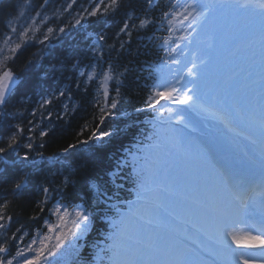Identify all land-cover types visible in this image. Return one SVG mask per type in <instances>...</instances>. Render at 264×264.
I'll return each mask as SVG.
<instances>
[{
	"label": "snow or ice",
	"instance_id": "obj_1",
	"mask_svg": "<svg viewBox=\"0 0 264 264\" xmlns=\"http://www.w3.org/2000/svg\"><path fill=\"white\" fill-rule=\"evenodd\" d=\"M155 2L141 0L145 15L138 24L135 8L126 12L127 19L117 35L131 38L130 27L147 30L156 23L147 15ZM125 3L131 5L133 0H99L88 15L114 13ZM172 8L182 12L170 9L162 13L160 23L167 20L169 25V36L161 42L165 57L155 70L142 107L133 109L137 115L152 114L151 132L146 136L150 143L138 149L140 154L132 161L136 198L126 202V210L109 205V210L116 208L118 218L102 217L110 220L112 230L106 237L110 242L97 245L98 251L90 261L82 260L86 244L79 242L92 230L96 216L93 208L105 193L92 179L85 181L83 196L81 190L68 191L77 185V168L71 161H56L69 169V174L63 176L58 188L42 187L41 203L55 196L84 203L69 207L58 201L51 210L58 223L45 221L48 231L55 232L54 237L45 235L36 248L32 247L37 244L33 239L11 259L6 258L10 254L7 243L0 244V264H13L17 257L22 258L20 264H264V0H185L183 4L173 0ZM178 16L187 22L183 29L187 34L171 39L175 31L171 25ZM104 39L103 35L98 37L99 41ZM20 47L17 44L11 51L15 53ZM120 47L123 49V42ZM91 51L102 58L101 44ZM7 59L0 60V108L7 104L18 83L12 70L4 69ZM256 68L258 79L254 78ZM127 71H118L108 63L106 69L98 71L93 64L90 71L80 73L86 77V84L99 81L105 104L100 107V123L85 139L65 147L63 153L101 147L106 138L116 134L117 129L103 131L102 126L107 119L117 117L120 85ZM112 83L114 97L110 96ZM52 102L44 99L40 107ZM119 115L128 118L132 113ZM48 116L51 118L52 113ZM201 125L204 132L193 138L192 133ZM23 131L16 125V132L8 137L6 148L0 147V154L17 145ZM39 134L45 137L48 132ZM25 147L32 150L33 144ZM36 155L41 161L30 159L29 151L17 158L24 166L39 170L43 153ZM205 162L211 164V172ZM127 164V158L118 160L114 172H121ZM4 175L6 172L0 171V177ZM27 183L21 176L14 191H23ZM93 193L97 194L95 198ZM6 203L0 205V221L5 219L2 209ZM177 208L185 217L181 228L173 227ZM4 227L0 223V229ZM25 252L35 254L25 257Z\"/></svg>",
	"mask_w": 264,
	"mask_h": 264
},
{
	"label": "trees",
	"instance_id": "obj_2",
	"mask_svg": "<svg viewBox=\"0 0 264 264\" xmlns=\"http://www.w3.org/2000/svg\"><path fill=\"white\" fill-rule=\"evenodd\" d=\"M97 3L99 0H0V60L8 58L4 69H11L18 79L14 93L0 108V147H7L8 137L16 132V125L24 129L18 136V144L6 154H0V171L6 172L0 177V205L7 202L2 209L5 219L0 223L5 227L0 229V244L7 243L8 256L16 254L37 231L45 228V221L52 218L51 210L58 201L69 207L84 203L80 199L59 196L41 203L44 201L42 187L58 188L63 176L69 174V169L56 161L68 160L77 168L74 177L77 185L68 191L81 190L83 196L85 181L92 179L105 193L99 197L98 206L93 208L96 216L92 230L79 242L86 244L81 251L84 261L94 257L97 245L108 243L109 219L102 217L117 216L116 208L109 210V205L123 207L132 196L136 183L130 164L119 173L114 169L118 160L128 159L135 142L143 140L151 129L149 121L152 114L137 115L133 109L142 107L155 70L164 57L161 42L168 36L166 28L169 26L165 21L160 23L162 13L178 8H172L173 0H156L154 8L147 12L156 23L147 30L130 27L129 38L125 34H117L127 19L125 13L131 8H135L138 17L135 23L143 18L145 13L141 12V0H133L131 5L125 3L114 13L89 16L88 12ZM78 19L80 24L76 23ZM49 28L53 29L51 33ZM101 35L105 38L103 41L98 40ZM122 42L123 49L120 47ZM97 43L102 45L103 51L99 59L91 51ZM17 44L21 47L13 53L11 49ZM108 63L118 71L128 70L120 85L121 99L115 110L117 117L107 119L102 126L103 131L115 128L117 132L106 138L101 147L78 148L65 154L62 151L65 147L85 139L90 134L89 130L100 123V107L105 104L102 90H98L99 81L86 84V77L80 73L90 71L93 64L97 65L98 71L106 69ZM109 88L110 96L114 97L116 93L112 89L115 84H110ZM61 91L65 92L64 96L59 95ZM44 99H52L53 102L41 108ZM49 112L52 113L51 118ZM121 112L132 115L122 118ZM82 129L85 131L80 135ZM42 130L48 135L41 137L39 133ZM29 142L33 144L32 150L25 147ZM25 151L30 152V159L37 161L42 158L36 153H43L39 170L21 164L17 156H23ZM48 158H52L51 163ZM110 172L113 173L111 177L108 175ZM21 176L28 183L18 193L14 191V184ZM96 196L93 193V197ZM8 217L12 219L8 220Z\"/></svg>",
	"mask_w": 264,
	"mask_h": 264
},
{
	"label": "rangeland",
	"instance_id": "obj_3",
	"mask_svg": "<svg viewBox=\"0 0 264 264\" xmlns=\"http://www.w3.org/2000/svg\"><path fill=\"white\" fill-rule=\"evenodd\" d=\"M185 2V0H181V4H183ZM182 10V9H181ZM171 27H173L174 29H175V31L173 32V34H172V36L170 37L171 39H177L178 37H180L181 36V33H186L183 29H185L184 27H183V25H182V22L179 20V19H175V20H173V23H172V25H171ZM186 43V42H185ZM183 45H181V47H182ZM255 73H256V75L254 76V78H256V79H258V71H259V69L258 68H256L255 70ZM162 103H164V102H162ZM168 106H170V107H173V108H182L183 106H179V105H168ZM204 126L203 125H201L200 127H199V129H198V131H200V133H202V132H204ZM192 134H195V135H198L196 132L195 133H192ZM199 136V135H198ZM192 151H193V153H195V151H196V146H195V144H193V146H192ZM205 166L208 168V170H209V172H211L212 171V168H211V164L210 163H208V162H205ZM175 214H176V217H178V218H181V219H183V220H185V217L183 216V214L180 212V210L177 208L176 210H175ZM47 221H49L50 223H53V224H56V223H58V220H57V217L56 216H52V218H50L49 220H47ZM173 227H175V228H180V227H178L177 225H175V224H173ZM45 235H49V236H53L54 237V235H55V232H49L48 231V228H47V225L45 224V228L44 229H42V230H40V231H38V232H36V235L31 239V240H29L25 245H23V247L20 249L21 251H24L27 247H28V245L29 244H31V241L33 240V239H36L37 240V244H35V245H32V247L33 248H36V247H38L39 246V241H40V239L42 238V237H44ZM50 243H54V239H53V241H51ZM35 253L33 252V253H29V252H25V257H28L29 255H34ZM8 259H11L12 257H7ZM22 260V258L21 257H17V259L13 262V264H20V261Z\"/></svg>",
	"mask_w": 264,
	"mask_h": 264
}]
</instances>
